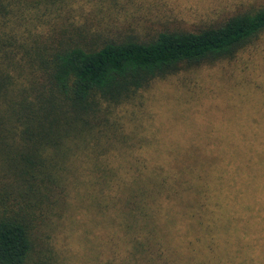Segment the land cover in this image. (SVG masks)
I'll return each mask as SVG.
<instances>
[{
	"label": "trees",
	"instance_id": "obj_1",
	"mask_svg": "<svg viewBox=\"0 0 264 264\" xmlns=\"http://www.w3.org/2000/svg\"><path fill=\"white\" fill-rule=\"evenodd\" d=\"M17 4L0 0V264H264V142L128 161L109 159L115 147L92 125L96 97L118 101L232 53L264 30V7L196 32L49 52L17 38ZM70 216L105 229L81 255L52 241Z\"/></svg>",
	"mask_w": 264,
	"mask_h": 264
},
{
	"label": "rangeland",
	"instance_id": "obj_2",
	"mask_svg": "<svg viewBox=\"0 0 264 264\" xmlns=\"http://www.w3.org/2000/svg\"><path fill=\"white\" fill-rule=\"evenodd\" d=\"M262 7L264 0H18L17 26L11 28L28 46L50 52L72 45L97 48L125 37L148 41L166 31L196 32ZM125 93L118 101L95 98L98 113L92 120L99 121L92 125L106 135L99 146L115 147L105 153L109 159L185 158L192 146L209 150L221 143L233 150L241 144L259 147L264 142V30L226 56L182 63ZM122 138L125 150L117 152ZM127 171L122 167L118 173ZM68 220L52 241L80 255L105 230L89 217ZM257 238L244 236L256 245ZM261 238L264 242V233Z\"/></svg>",
	"mask_w": 264,
	"mask_h": 264
}]
</instances>
